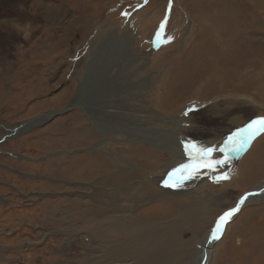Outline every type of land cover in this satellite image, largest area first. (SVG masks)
I'll return each mask as SVG.
<instances>
[{
    "label": "rangeland",
    "instance_id": "1",
    "mask_svg": "<svg viewBox=\"0 0 264 264\" xmlns=\"http://www.w3.org/2000/svg\"><path fill=\"white\" fill-rule=\"evenodd\" d=\"M26 1L37 19L3 39L0 61V264H195L264 182V132L219 151L264 117V0ZM98 84L102 121L73 105ZM190 142L228 163L165 187ZM208 263L264 264V198Z\"/></svg>",
    "mask_w": 264,
    "mask_h": 264
},
{
    "label": "bare ground",
    "instance_id": "2",
    "mask_svg": "<svg viewBox=\"0 0 264 264\" xmlns=\"http://www.w3.org/2000/svg\"><path fill=\"white\" fill-rule=\"evenodd\" d=\"M28 3V1L26 0H0V61H5L7 60V57L4 55L3 52V46L6 42H4L3 39H6L5 41H10L11 43L13 42V45L18 44V40H19V34H18V30L20 29L19 27V23L20 20H28L31 21V25L34 24V20L36 21L37 16L36 15H32V11L30 8L29 10H25V6ZM40 4L36 3V5H33V7L39 8ZM27 7V6H26ZM34 9V8H33ZM33 23V24H32ZM34 29V28H33ZM22 31V30H21ZM20 32V31H19ZM31 32H34V30H32ZM2 34V35H1ZM3 36L5 38H3ZM29 39H34L33 37H35L34 33L33 35L30 36V32L29 35L27 34L26 38ZM21 40V39H20ZM24 41V39H23ZM28 41L27 39H25V42ZM9 42V45H10ZM19 46V45H17ZM107 51V50H106ZM101 56V55H100ZM103 56V55H102ZM99 57V56H98ZM113 57V56H112ZM111 58V57H110ZM98 61V60H97ZM100 61V60H99ZM2 64V63H1ZM5 64V62H4ZM106 65V63H105ZM110 65V64H109ZM103 67V66H102ZM4 68V67H3ZM105 68V67H104ZM95 70V69H94ZM2 71V70H1ZM10 71V70H9ZM97 72H99V68H97L96 70ZM110 72V70H109ZM128 72V71H127ZM7 75V74H6ZM97 77V74H96ZM109 77V76H108ZM91 78V77H90ZM104 78V77H103ZM102 78V79H103ZM98 79V78H95ZM101 79V80H102ZM91 80V79H89ZM101 80H99V82H101ZM112 80V79H111ZM103 81H106V79H103ZM119 82V81H118ZM111 85V84H110ZM114 85V84H113ZM99 86L100 84L97 85V87L95 88L97 95L92 97V102L90 103L88 98H87V94L84 93V96H79L75 98L74 100V104H78V103H83L84 105H86L87 107H89L90 109H93L96 113V118L97 115L100 116V119L102 121V118H105L104 114L101 115L100 113H103V110H99L97 108L98 106V101L97 99H99L98 97H101L99 94ZM117 86V85H116ZM119 86V84H118ZM82 87V86H81ZM113 88V87H112ZM106 89H109L108 87H106ZM121 89V88H120ZM102 90V89H101ZM93 91V90H92ZM108 91V90H107ZM121 92V91H120ZM126 92V91H125ZM79 93V92H78ZM112 94V93H111ZM108 97V96H107ZM101 100V98H100ZM107 100V99H106ZM111 101V100H110ZM102 103V102H101ZM105 104V103H103ZM107 104V103H106ZM89 110V114H92V111ZM109 108V107H108ZM104 116V117H103ZM51 117V115L47 114L43 117H39V118H34L33 120H31V122H28L27 125L24 126H20L18 129H16L17 131H22L24 128H29L34 124H41V122L49 120ZM33 127V126H32ZM15 130V131H16ZM13 131V130H12ZM20 131V132H21ZM170 149L176 151V152H180L181 150V146L179 147L178 150V144L177 145H173L172 142L169 145ZM182 153V152H181ZM166 171V170H165ZM247 195V199L245 200L244 204H242L240 206V210L241 208L253 203V202H259L262 198H264V182H261V184L259 186H256L252 191H250L249 193L246 194ZM245 196V195H244ZM236 207V206H235ZM238 213V212H237ZM236 213V214H237ZM235 218V216L232 217V219L224 226V230L223 233L221 235V238L224 236L227 225ZM212 232V231H211ZM211 232L208 235V237L206 238L205 242L199 247V251H198V255H197V261L195 262V264H209L208 263V258L210 255V252L212 253L214 246L216 245V242L218 240H212L211 239ZM207 260V261H206ZM206 261V262H205ZM205 262V263H204Z\"/></svg>",
    "mask_w": 264,
    "mask_h": 264
},
{
    "label": "snow or ice",
    "instance_id": "3",
    "mask_svg": "<svg viewBox=\"0 0 264 264\" xmlns=\"http://www.w3.org/2000/svg\"><path fill=\"white\" fill-rule=\"evenodd\" d=\"M165 23L166 21L161 23V29L164 28ZM156 38L157 41L161 39V34L159 32L157 33ZM261 132H264V117L252 120L245 126V128L238 130L230 136L219 151L226 154L242 151L248 146L250 141ZM185 151L191 158V162L189 164L181 165L179 168L173 169V171L168 174V178L164 181L165 187H178L180 180L191 178L201 167L212 169L228 163L227 155L226 158L222 160L212 159V153L217 151L215 148H204L190 142L185 144ZM217 179H228V177L227 175H223ZM247 198V195L242 196L236 207L225 212L217 219L215 227L211 232L212 240H219L221 238L224 226L232 219L233 216L236 215L237 212L240 211V206L244 204Z\"/></svg>",
    "mask_w": 264,
    "mask_h": 264
},
{
    "label": "water",
    "instance_id": "4",
    "mask_svg": "<svg viewBox=\"0 0 264 264\" xmlns=\"http://www.w3.org/2000/svg\"><path fill=\"white\" fill-rule=\"evenodd\" d=\"M206 261H207V260H206ZM206 261H205V262H206ZM205 262H204V263H205Z\"/></svg>",
    "mask_w": 264,
    "mask_h": 264
}]
</instances>
